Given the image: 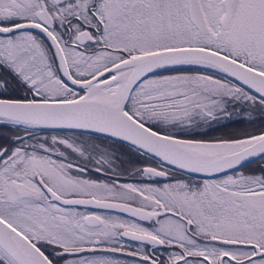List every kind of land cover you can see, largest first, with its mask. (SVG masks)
<instances>
[{"label":"snow or ice","instance_id":"6c2138e0","mask_svg":"<svg viewBox=\"0 0 264 264\" xmlns=\"http://www.w3.org/2000/svg\"><path fill=\"white\" fill-rule=\"evenodd\" d=\"M0 264H264V0H0Z\"/></svg>","mask_w":264,"mask_h":264},{"label":"flooded vegetation","instance_id":"af4514ba","mask_svg":"<svg viewBox=\"0 0 264 264\" xmlns=\"http://www.w3.org/2000/svg\"><path fill=\"white\" fill-rule=\"evenodd\" d=\"M253 167H255V165H253Z\"/></svg>","mask_w":264,"mask_h":264}]
</instances>
